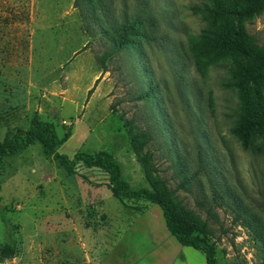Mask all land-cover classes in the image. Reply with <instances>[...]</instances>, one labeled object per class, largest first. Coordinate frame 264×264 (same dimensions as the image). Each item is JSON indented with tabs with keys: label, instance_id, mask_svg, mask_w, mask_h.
Segmentation results:
<instances>
[{
	"label": "rangeland",
	"instance_id": "obj_1",
	"mask_svg": "<svg viewBox=\"0 0 264 264\" xmlns=\"http://www.w3.org/2000/svg\"><path fill=\"white\" fill-rule=\"evenodd\" d=\"M76 1L0 0V141L25 136L36 117L59 139L68 133L60 155L104 153L138 191L152 189L132 136L147 133L154 175L215 245L216 264H263L264 135L242 147L233 132L238 92L223 85L241 59L202 68L188 51L190 37L219 25L204 12L210 0H99L116 28L98 0ZM129 21L141 23L137 36L114 53L117 26ZM243 24L264 46V12ZM0 203L17 243L0 264H81L131 227L137 253L163 245L158 238L152 249L143 234L166 229L157 205L115 198L102 169L79 163L68 173L37 141L1 157ZM5 238L0 218V251Z\"/></svg>",
	"mask_w": 264,
	"mask_h": 264
},
{
	"label": "trees",
	"instance_id": "obj_2",
	"mask_svg": "<svg viewBox=\"0 0 264 264\" xmlns=\"http://www.w3.org/2000/svg\"><path fill=\"white\" fill-rule=\"evenodd\" d=\"M97 3L98 11L105 13L114 28L116 25L109 18L111 16L107 13L106 6L99 0ZM75 5L77 7V3ZM81 11L85 12L83 8ZM204 12L214 24L219 23V25L210 32L190 37L188 51L195 63L201 65L202 68L230 57L241 59V62L231 65L228 78L223 81V85L238 92L236 128L233 132L242 147L249 148V143L255 135H264V93L262 92L264 88V46L259 45L255 37L247 33L243 22L260 16L264 12V0H210ZM92 16H95L96 22L100 20L96 13ZM138 25L141 23L129 21L117 26L116 37L111 41L114 53L124 49L128 38L137 36L136 26ZM99 27L104 28L102 25ZM187 87L188 85H184V91ZM180 97L189 110L185 95H180ZM68 136L67 133L59 139L51 123L43 122L35 117L25 136L15 135L3 142L0 141V159L12 156L33 141H37L42 145L43 153L51 156L54 162L68 173H72L79 163L87 168L102 169L108 174L110 189L115 198L142 199L157 205L162 212L169 234L180 245L202 253L206 264H216L215 245L210 243L206 234L200 231L198 223L180 205L173 192L159 177L154 175L151 157L148 153H143L148 140L147 133L132 136L133 150L143 166L146 180L152 189L145 188L138 191L129 189L128 185L120 180L117 163L110 161L104 153L95 155L77 153L72 159L60 155L56 149L67 140ZM256 150L261 152L262 148L256 146ZM4 212L5 208L0 203V218L6 228V238L0 255L8 260L13 258L16 252V227L4 218Z\"/></svg>",
	"mask_w": 264,
	"mask_h": 264
},
{
	"label": "crops",
	"instance_id": "obj_3",
	"mask_svg": "<svg viewBox=\"0 0 264 264\" xmlns=\"http://www.w3.org/2000/svg\"><path fill=\"white\" fill-rule=\"evenodd\" d=\"M131 229L132 227L128 231ZM145 230L146 232H143V234L147 233L148 239L151 241L149 243H151L152 249L156 246V240L158 238L163 242L160 250L148 252L143 255L142 253H137V247L135 245L136 238H134V241L131 240L129 242V237L127 239L126 237L131 234V231H129L130 233L127 231L108 251L97 254L95 259H92L87 254L81 264H167L169 259L175 257L176 254H178V257L182 256L183 258L179 261L177 259L173 264H206V261L197 250L191 248L193 251H188L187 248L190 247L180 245L169 234L167 229H163V225L159 226V228L147 226ZM121 246H124L123 251L119 249ZM73 247L71 248L72 252H74ZM34 264L37 263L35 262Z\"/></svg>",
	"mask_w": 264,
	"mask_h": 264
}]
</instances>
